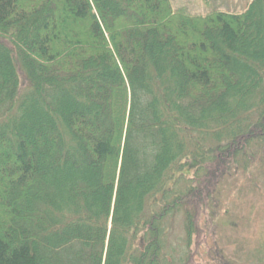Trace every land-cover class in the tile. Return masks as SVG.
Instances as JSON below:
<instances>
[{"label":"trees","instance_id":"trees-1","mask_svg":"<svg viewBox=\"0 0 264 264\" xmlns=\"http://www.w3.org/2000/svg\"><path fill=\"white\" fill-rule=\"evenodd\" d=\"M224 196L264 197V0H0V264H190Z\"/></svg>","mask_w":264,"mask_h":264},{"label":"rangeland","instance_id":"rangeland-1","mask_svg":"<svg viewBox=\"0 0 264 264\" xmlns=\"http://www.w3.org/2000/svg\"><path fill=\"white\" fill-rule=\"evenodd\" d=\"M250 1L172 0V3L176 8L186 6L192 12L205 13L213 8L243 11ZM212 170L214 176L212 164L206 166L205 171L202 172L204 174L210 172L211 175ZM186 171L193 174L194 168L189 167ZM210 181L215 180L208 182L211 183ZM220 198L210 202L206 208H203V211L199 210L201 212L198 213V228L191 247L190 264H255L248 256L250 250L257 245L261 235L264 234V197L256 196L255 199L249 196L240 197L233 199L234 205L227 199V196H224L223 200ZM255 200L257 201L256 207L249 212L248 205L252 206V201ZM226 202H230L233 207H228L229 210H226ZM219 204L224 207L223 210L218 209ZM170 238L175 245L184 238L183 215H179L174 220Z\"/></svg>","mask_w":264,"mask_h":264}]
</instances>
